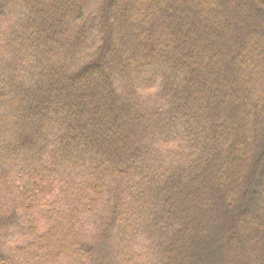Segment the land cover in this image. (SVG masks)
<instances>
[{
    "label": "trees",
    "instance_id": "obj_1",
    "mask_svg": "<svg viewBox=\"0 0 264 264\" xmlns=\"http://www.w3.org/2000/svg\"><path fill=\"white\" fill-rule=\"evenodd\" d=\"M0 264H264V0H0Z\"/></svg>",
    "mask_w": 264,
    "mask_h": 264
},
{
    "label": "rangeland",
    "instance_id": "obj_2",
    "mask_svg": "<svg viewBox=\"0 0 264 264\" xmlns=\"http://www.w3.org/2000/svg\"><path fill=\"white\" fill-rule=\"evenodd\" d=\"M121 3H123V2H121ZM119 5H121V4H119ZM110 47H111L112 49L115 48V47H118L117 42H116V44H115V43H111V44H110ZM236 66H239V65L236 64Z\"/></svg>",
    "mask_w": 264,
    "mask_h": 264
}]
</instances>
